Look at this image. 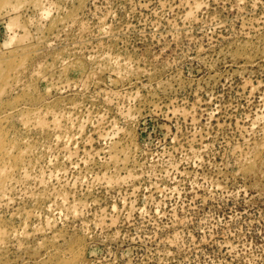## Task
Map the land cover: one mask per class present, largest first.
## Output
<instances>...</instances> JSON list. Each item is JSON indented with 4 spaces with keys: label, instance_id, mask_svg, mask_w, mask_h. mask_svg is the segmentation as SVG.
Here are the masks:
<instances>
[{
    "label": "rangeland",
    "instance_id": "obj_1",
    "mask_svg": "<svg viewBox=\"0 0 264 264\" xmlns=\"http://www.w3.org/2000/svg\"><path fill=\"white\" fill-rule=\"evenodd\" d=\"M0 169V264H264V0H0Z\"/></svg>",
    "mask_w": 264,
    "mask_h": 264
},
{
    "label": "bare ground",
    "instance_id": "obj_2",
    "mask_svg": "<svg viewBox=\"0 0 264 264\" xmlns=\"http://www.w3.org/2000/svg\"><path fill=\"white\" fill-rule=\"evenodd\" d=\"M48 111H49V110H48ZM32 114H33V113H32ZM34 115H35V114H34ZM36 115H37V114H36ZM56 118H57V117H56ZM56 118H55V119H56ZM56 121H58V120L56 119ZM53 123H54V122H53ZM24 124H25V123H24ZM52 128H54V127H52ZM55 128H59V126H56ZM59 129H60V128H59ZM56 135H57V134H56ZM9 149H10V148H9ZM4 151H5V150H4ZM5 162H7V161H5ZM21 165H22V164H21ZM23 166H24V165H23ZM23 166H22V167H23ZM25 166L27 167V165H25ZM7 168H8V166H7ZM1 169H2V168H1ZM1 169H0V170H1ZM5 169H6V168H5ZM11 169H12V168H11ZM6 170H7V169H6ZM14 170H15V169H14ZM25 170H26V169H25ZM27 170H28V169H27ZM10 172H11V171H10ZM13 172H14V171H13ZM23 172H24V171H23ZM21 173H22V172H21ZM9 176H10V175H9ZM12 177H14V176H12ZM6 195H7V194H6ZM61 201H62V200H61ZM62 202H63V201H62ZM72 207H73V210H75L74 208H75L76 206L73 205ZM66 209H67V207H66ZM71 209H72V208H71ZM47 210H48V209H47ZM74 213H75V212H74ZM74 213H73V214H74Z\"/></svg>",
    "mask_w": 264,
    "mask_h": 264
}]
</instances>
